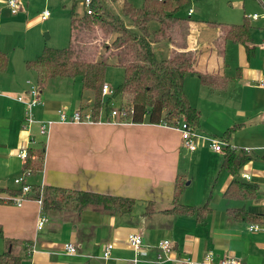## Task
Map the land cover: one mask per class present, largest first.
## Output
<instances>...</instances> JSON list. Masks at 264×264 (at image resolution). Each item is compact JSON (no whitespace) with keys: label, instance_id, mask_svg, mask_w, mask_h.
<instances>
[{"label":"crops","instance_id":"crops-1","mask_svg":"<svg viewBox=\"0 0 264 264\" xmlns=\"http://www.w3.org/2000/svg\"><path fill=\"white\" fill-rule=\"evenodd\" d=\"M18 1L20 10L11 15L0 0V53L7 61L0 72V92L6 96L0 97V173L19 175L22 163L15 157L16 151L40 145L41 171L32 177L31 184L130 198L141 206L139 212L131 208L123 215L94 205L78 213L44 210L47 220L36 231L37 204L32 199L20 207L4 200L0 203V254L9 241L7 251L20 259L19 264H131L133 253L124 241L128 233L138 232L144 251L136 264H175L155 261V247L162 240L170 241L177 254L199 264L206 253H211L215 262L233 257L241 264H264V90L258 86L259 81L264 82V51L260 47L264 37L255 42L249 33L248 43H232L224 37V26L192 23L194 10L189 0L185 18H178L174 26L178 35H172L168 42L156 43L167 45L166 56L160 59L173 52L193 55L196 73L184 76L183 93L198 113L197 127L204 135L221 141L220 152L206 147L188 151L172 127L117 122L108 116H99L97 123H53L40 137L36 124L22 130L23 106L14 98L26 90L25 81L35 82L34 72L26 70L24 63L45 48L40 34L51 14L34 25L27 1ZM188 8L192 11L189 17ZM257 19L246 20L250 26ZM179 29L186 31L179 35ZM194 31L196 36L192 37ZM20 35L24 36L21 41ZM156 44H152L155 58ZM197 74L210 76L215 88L203 85ZM76 79L56 77L39 85L43 105L34 108L35 119L55 120L59 109L68 116L77 109L89 110L93 94L83 90L80 79ZM23 99L28 100V96ZM227 129L232 132L223 138ZM226 146L248 157L237 179L255 187L251 199L222 195L232 178L220 169ZM194 173L201 179L199 184L192 183ZM243 173L249 176L248 181L239 177ZM176 176L188 180L181 189L180 205L207 204V212L199 218L168 212ZM0 184L15 189L1 179ZM10 196L14 195L0 192L2 201ZM234 209L255 215L258 222L249 224H258L260 229L249 232L248 223L233 221L229 211ZM66 242L75 246L74 255L63 253L61 246ZM108 242L113 249L109 259L103 260L100 252Z\"/></svg>","mask_w":264,"mask_h":264},{"label":"trees","instance_id":"trees-1","mask_svg":"<svg viewBox=\"0 0 264 264\" xmlns=\"http://www.w3.org/2000/svg\"><path fill=\"white\" fill-rule=\"evenodd\" d=\"M187 6H189V0H144L140 8H133L126 0H121V11L135 29L131 31L125 27L119 17L103 10L98 0H90V14L86 15L83 12L79 17L75 14L72 3L69 8V37L72 46L64 49L43 48L35 59L26 61L24 67L34 72L35 83L38 85H42L50 78L78 77L81 88L93 94L89 108L93 122L99 121L101 116L108 115L111 110L109 103L114 98L125 95L127 102L124 108L127 110V116L119 122H145L155 125L163 123L167 127H173L179 121H184L187 125L196 128L199 120L198 113L189 105L182 88L184 76L188 73H196L193 55L188 52H173L168 58L157 59L152 50V44L170 41L172 37L170 33L178 20L174 13ZM153 23H156L155 27H151ZM95 27L105 44L104 57L101 61L97 60L98 54L83 53L78 45L79 34ZM249 28L248 21L244 17L241 24L224 27V37L232 43L244 45L250 41ZM107 55H113V66L122 69L123 78L120 86L113 89L110 97L112 100L106 98L104 99L106 102L103 103L100 89L107 67L105 61ZM6 62L5 55L0 53V72L5 70ZM198 78L203 85L215 88L216 85L212 84L213 79L210 76L199 74ZM231 132L232 129H227L223 132V138L228 137ZM33 148L35 147L27 148L21 172L29 174L35 172L36 163L31 161V157L35 156ZM42 155L41 149L38 156L40 166L38 173L35 174L41 171ZM247 160L248 157L243 151L225 147L220 169L232 178L222 193L224 198L246 200L254 197L255 187L237 179L238 171ZM184 182L183 176L175 177L172 184L171 208L168 212L194 215L199 218V215L207 212L206 203L202 207H192L180 205L178 202ZM1 191L14 196L19 193L17 189L5 187H0ZM40 193L43 211L78 213L84 207L94 205L101 207L104 211L123 215L130 212L134 202L130 198L88 191L56 187L40 189L38 184L32 183L31 198L36 199ZM1 202H4V199L3 201L0 199ZM5 202L10 201L5 199ZM229 215L233 221H244L248 224L258 222L255 215H249L242 209L231 210ZM9 246L8 241L7 249ZM7 249L0 254V264H19L20 259Z\"/></svg>","mask_w":264,"mask_h":264},{"label":"rangeland","instance_id":"rangeland-1","mask_svg":"<svg viewBox=\"0 0 264 264\" xmlns=\"http://www.w3.org/2000/svg\"><path fill=\"white\" fill-rule=\"evenodd\" d=\"M27 1L28 14L30 19H32L33 24L35 25L39 20V12L42 9H47L51 14L50 18L47 20V23L44 25L46 29H43V32L40 34L43 45L45 48L52 49H64L72 44V41L69 37V8L71 4H74V12L79 17L84 12L83 0H24ZM103 10L106 12L115 15L121 19L126 28L131 31H135L132 27L129 19L125 17L121 11V0L110 2L109 0H98ZM128 4H130L133 8H140L144 0H126ZM190 7L194 10V16L191 17L192 23H201L208 22L209 24L218 25L220 24L222 27L228 25L240 24L243 21V16L251 15L252 13H256L259 15V19L257 22L250 23V35H253L252 38L255 42H259L262 37V33H264V2L260 3L258 0H190ZM185 10L179 9L175 12V17L185 18ZM37 20V21H36ZM43 24L41 22H38ZM156 23L151 24V27H155ZM177 27V26H176ZM37 29H41V27H36ZM186 29H179V35H183ZM178 35V33L172 29L170 36ZM78 45L82 49V52H92L94 54H98V61H101L104 57L103 46L104 39L100 37V33H98L97 28H90L89 30H84L81 34H79ZM173 36V37H174ZM193 36H196V31L193 32ZM22 35L19 36V41L23 40ZM176 38V37H175ZM103 39V41H102ZM177 39V38H176ZM101 45V46H100ZM72 46V45H71ZM100 46V50L98 49ZM167 45L164 44H156V57L157 59L163 58L162 56H166ZM79 48V49H80ZM87 48V49H86ZM160 49H163L161 53ZM40 52V51H39ZM32 54H35L31 52ZM26 54H30L27 52ZM40 54V53H38ZM11 57V53H9ZM37 55H34V58ZM6 57V56H5ZM105 61L107 64L106 70L103 76V83L110 86L112 89H116L122 83L123 72L121 68L113 66V55L105 56ZM33 58V59H34ZM88 60V59H87ZM77 80V79H76ZM79 80V78H78ZM77 80V81H78ZM80 81V80H79ZM103 98V97H102ZM103 98L102 102L105 103ZM111 99V98H110ZM112 100V99H111ZM119 102V104H118ZM127 102V98L125 95L118 96L111 101V109H117L119 107H125V103ZM217 136V135H216ZM213 137V136H212ZM214 138V137H213ZM216 138V137H215ZM218 139V138H216ZM219 140V139H218ZM196 149L208 147L206 146V142L202 140H195ZM40 145H36L33 150H35L34 157H31V161L36 163V168H34L35 172L30 173L27 181L30 183V180L33 176L38 174L37 170L39 169L40 163ZM20 175V174H19ZM19 175L8 172L7 174L0 173L1 181L6 183V186H12V179ZM185 178V182H187ZM201 179L196 176L194 173L192 175V183L199 184ZM11 204V203H10ZM132 211L134 213L139 212V208L141 203L139 201L133 202ZM11 206H13L11 204ZM144 212V211H143Z\"/></svg>","mask_w":264,"mask_h":264},{"label":"built area","instance_id":"built-area-1","mask_svg":"<svg viewBox=\"0 0 264 264\" xmlns=\"http://www.w3.org/2000/svg\"><path fill=\"white\" fill-rule=\"evenodd\" d=\"M260 3H263L264 0H258ZM4 5L9 10L11 15L16 14L20 10V3L18 0H3ZM90 0H83L84 12L86 15L90 14L89 8ZM191 9L186 10V16L189 17L191 15ZM49 16V11L47 9H43L39 13V20L44 21ZM259 17L257 14H251L245 16L246 19L255 20ZM260 47L264 51V40L261 41ZM27 85L26 90L21 95H18L14 98V100L23 106L22 119H21V128L22 130H27L31 125L36 124L37 135L40 137H44L47 134V130L53 123H70V124H85V123H95L91 119V113L89 110L82 111L81 109H77L73 111L69 116L65 114L63 109H59L55 112L56 119L55 120H36L33 110L38 106H42L43 103L41 101V88L35 82L25 81ZM258 86L264 90V82L259 81ZM101 97L110 98L113 94V89L103 83L100 89ZM24 95L28 96V100H24ZM0 97H6L0 92ZM110 108L111 102L109 103ZM127 110L123 107H119L117 109H111L108 113V117L110 119H116L119 122L120 119H126ZM264 117V107L261 111ZM99 122V121H97ZM96 122V123H97ZM108 122V121H107ZM165 126V124H160ZM167 127V126H166ZM172 128L176 130L179 134V138L181 141V145L187 149L188 151H193L196 148L194 143L195 140H202L206 142L207 147L214 151L220 152L221 150V141L203 134V132L198 128L191 127L187 125L184 121H179ZM29 145L33 144V140H29ZM26 150L27 147L23 149H19L15 153V157L23 164L26 159ZM29 176L28 172H21L19 176L12 179V185L15 189L18 190V194L16 196H10L5 199L9 200L11 204L16 207H20L22 202L32 199L31 196V183L27 181ZM239 177L243 180L248 181L249 176L246 174H240ZM42 189V187H40ZM4 199V200H5ZM37 204V217L35 221V230L38 231L42 228V226L46 222V217L43 214V207L41 201V193L38 195L36 199H32ZM262 220L264 221V215ZM260 229L258 224H249L247 226V230L249 232H257ZM125 244L132 251L133 257L131 259V264H136L138 262V256L142 254L143 249V239L142 236L138 232L128 233L125 237ZM62 251L64 254L68 256H72L75 253V246L66 242L62 246ZM158 250L156 254L155 261L157 262H172L175 264H199L191 261L190 259L181 256L176 253V249L174 245L168 240H162L156 244L155 247ZM113 249V244L108 242L106 243L100 252V258L103 260H107L110 257L111 250ZM202 264H241L240 261L233 257H224L219 259L217 262L213 260V255L211 253H206L202 259Z\"/></svg>","mask_w":264,"mask_h":264},{"label":"water","instance_id":"water-1","mask_svg":"<svg viewBox=\"0 0 264 264\" xmlns=\"http://www.w3.org/2000/svg\"><path fill=\"white\" fill-rule=\"evenodd\" d=\"M0 186H3L2 184H0ZM9 249V248H8Z\"/></svg>","mask_w":264,"mask_h":264}]
</instances>
